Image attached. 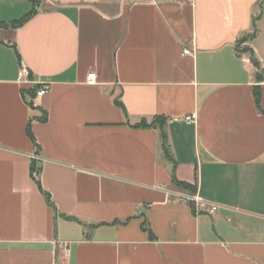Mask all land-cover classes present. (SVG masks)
Wrapping results in <instances>:
<instances>
[{
  "label": "crops",
  "instance_id": "0c3cea01",
  "mask_svg": "<svg viewBox=\"0 0 264 264\" xmlns=\"http://www.w3.org/2000/svg\"><path fill=\"white\" fill-rule=\"evenodd\" d=\"M42 1L0 0V264H264V0Z\"/></svg>",
  "mask_w": 264,
  "mask_h": 264
},
{
  "label": "trees",
  "instance_id": "16d2710c",
  "mask_svg": "<svg viewBox=\"0 0 264 264\" xmlns=\"http://www.w3.org/2000/svg\"><path fill=\"white\" fill-rule=\"evenodd\" d=\"M32 3V10L26 14L24 17H22L20 20L14 22L12 24L13 27H19L21 26L23 23H25L28 19H30L33 15L36 14V8H37V3L34 0H29ZM244 52H247L248 49H244ZM250 62L251 64L257 68V63L253 60L252 57H250ZM257 79L260 80V77L257 76ZM37 90V87H34L31 91L28 92V95L30 97H34L35 96V92ZM115 104L121 108L123 110V107L121 106L119 101H115ZM165 124H166V119L162 118V117H158V118H154V120L150 123V124H146L145 122H142L138 125V127H143V128H157L159 130V139H160V146H161V150L163 153L164 158L170 162L171 164V177H172V183L177 186L178 188L185 190V191H189L190 193H194L195 192V186H190L188 184L185 183H180L177 182L175 177H174V170H175V162L173 161L170 153H169V149L167 146V136L165 133ZM28 135L30 136V132L28 130ZM31 137V136H30ZM38 174H39V168L36 167V164L34 162H32V166H31V177L34 180V182L38 185L39 187V180H38ZM47 196V195H46ZM47 198V197H46ZM48 201V198H47ZM143 230H146L144 227H142ZM150 237L152 238V235H150Z\"/></svg>",
  "mask_w": 264,
  "mask_h": 264
},
{
  "label": "built area",
  "instance_id": "2783aa9c",
  "mask_svg": "<svg viewBox=\"0 0 264 264\" xmlns=\"http://www.w3.org/2000/svg\"><path fill=\"white\" fill-rule=\"evenodd\" d=\"M182 54L183 55H186V56H190L192 55V52L187 50V49H183L182 50ZM19 79L21 80V76L19 77ZM94 81H95V74L94 73H91L87 76V84L89 85H92L94 84ZM32 85H35V83L31 82ZM47 92V88H39L36 90L35 92V96H34V99L35 98H40L42 96H44ZM196 119V115L195 114H192L191 116H188L186 118H184V120L188 123H193ZM35 159V157H33ZM186 201L194 204L195 206L197 207H202V208H205L206 212L209 214V215H214L218 212V206L214 205V204H205L204 200H202L200 197L194 195V196H190L188 198L185 199ZM61 254L62 256H68L69 254V249L67 246L65 245H62L61 248Z\"/></svg>",
  "mask_w": 264,
  "mask_h": 264
},
{
  "label": "rangeland",
  "instance_id": "374dc122",
  "mask_svg": "<svg viewBox=\"0 0 264 264\" xmlns=\"http://www.w3.org/2000/svg\"><path fill=\"white\" fill-rule=\"evenodd\" d=\"M36 3H37V8L36 9H45L46 8V5L44 4V2L42 1V0H34ZM118 0H113L112 2L113 3H115V2H117ZM134 1V0H133ZM132 2V1H131ZM130 2V3H131ZM51 8V7H50ZM50 8H48V9H50ZM111 11H113V10H111ZM244 46L243 45H241V44H239L238 45V49L241 51H243L244 50ZM191 186V185H190ZM186 193L187 194H191L189 191H186Z\"/></svg>",
  "mask_w": 264,
  "mask_h": 264
}]
</instances>
